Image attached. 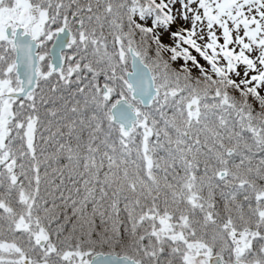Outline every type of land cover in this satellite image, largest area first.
Instances as JSON below:
<instances>
[{"label": "snow or ice", "instance_id": "obj_1", "mask_svg": "<svg viewBox=\"0 0 264 264\" xmlns=\"http://www.w3.org/2000/svg\"><path fill=\"white\" fill-rule=\"evenodd\" d=\"M180 4L0 0V264H264V0Z\"/></svg>", "mask_w": 264, "mask_h": 264}, {"label": "rangeland", "instance_id": "obj_2", "mask_svg": "<svg viewBox=\"0 0 264 264\" xmlns=\"http://www.w3.org/2000/svg\"><path fill=\"white\" fill-rule=\"evenodd\" d=\"M184 2L186 3L187 0H184ZM168 4H170V7L172 9V14L177 17V20L178 21H180L179 24L174 23L173 25L174 26H178V27L184 26V27L190 29L191 28V15H192V13H189L188 14L189 19L187 21H183L182 16H181V13H183L184 10L181 7L180 0H174V2H169ZM190 7H194L195 8L196 5L193 4V5H190ZM201 12H202V10H201ZM197 32H200L199 25L197 27ZM205 33H206V29H205ZM197 43H202V42L199 41V40H197ZM191 51H193V53H194V50H191ZM194 54L197 55L196 53H194ZM242 69H243V66H240V68H239L238 71H241V73H242Z\"/></svg>", "mask_w": 264, "mask_h": 264}, {"label": "trees", "instance_id": "obj_3", "mask_svg": "<svg viewBox=\"0 0 264 264\" xmlns=\"http://www.w3.org/2000/svg\"><path fill=\"white\" fill-rule=\"evenodd\" d=\"M172 1H173V0H171V2H172ZM157 2H159V0H157ZM164 2H165V3H169L170 0H164ZM166 11H167V9H166ZM151 19H152V18L149 17V21H150ZM169 27H170V29H173V30L178 29L177 27H175V26H173V25H170ZM159 30H160V29H158V31H159ZM193 54H194V53H193ZM200 61H201L202 64L204 63L202 59H200ZM262 94H264V92H262ZM257 110H258V109H257Z\"/></svg>", "mask_w": 264, "mask_h": 264}]
</instances>
